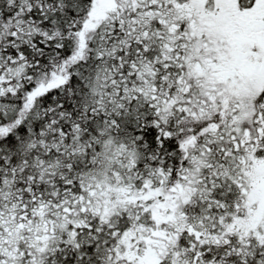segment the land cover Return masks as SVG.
I'll return each mask as SVG.
<instances>
[{
    "label": "snow or ice",
    "instance_id": "6c2138e0",
    "mask_svg": "<svg viewBox=\"0 0 264 264\" xmlns=\"http://www.w3.org/2000/svg\"><path fill=\"white\" fill-rule=\"evenodd\" d=\"M0 264H264V0H0Z\"/></svg>",
    "mask_w": 264,
    "mask_h": 264
}]
</instances>
